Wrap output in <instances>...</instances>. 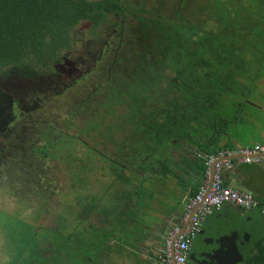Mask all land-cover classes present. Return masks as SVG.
Returning <instances> with one entry per match:
<instances>
[{
  "label": "flooded vegetation",
  "instance_id": "af4514ba",
  "mask_svg": "<svg viewBox=\"0 0 264 264\" xmlns=\"http://www.w3.org/2000/svg\"><path fill=\"white\" fill-rule=\"evenodd\" d=\"M95 1L97 2L94 11L95 15H97L96 20L94 18L81 19L79 24L86 22L88 28L83 30L78 28L77 43L73 44L68 57L72 63H66L65 67H60L58 70L56 77H60L61 88L54 89L57 81H49V85L54 89L49 92L50 95H56L58 89L69 91L80 85L82 81L102 73L107 76V81L125 77L131 78L132 82L137 81L138 78L145 80L147 73L145 71L149 69L148 65L145 64L154 56L153 54L159 52V55H163L169 50L168 46L170 47V44L183 48V45H187V38H189V45L195 51L204 49L207 56H212L213 52H216L218 57L223 58L226 56L225 46L223 43L219 45L215 41V37L221 36L224 32H230L227 24L231 20V16L235 20H239L238 16L245 13L248 18L255 19L253 24L255 28L249 29L246 32L244 30L245 24L238 21L239 31L236 32L235 38H233L240 39L243 36H247L251 39L252 30L255 31L256 35V30L260 27V23L256 21H259L258 17L261 14L260 6L264 2V0H222L218 5L216 3V6L205 9L204 7L189 6L190 0H158V4L151 7L148 6L147 0ZM247 7L248 12H246ZM192 12L198 13L192 15ZM148 13H152V16L146 17ZM130 16L136 18V21H128ZM143 17L153 22L151 31L146 26ZM165 23H176L189 34L181 35L178 32L176 34L175 30L171 32L172 27L165 33H161L160 41L157 42L158 48L155 49L153 47V35ZM143 34H145V38H143ZM168 35H170L171 40L166 39ZM179 35L185 39L179 40ZM202 40H205L204 44L201 42ZM241 46H243V43ZM258 46L259 39L256 36L254 49L256 50ZM142 53L144 55H141ZM65 58L59 61V63L64 62ZM193 64L191 74L193 102L191 104L177 106L174 103L175 100L172 101L171 98H176V101H179L180 96L177 97V94L168 85L167 81L163 80L162 84L160 83L158 87L160 90L158 92L159 95L161 94V88L168 89L171 92L164 94L168 97L163 95L159 97L165 104H161V112L156 115L159 118V122H162L157 128V136L173 133L174 137H176L175 135L181 133V125L177 126V123L187 121L190 122V134H195V130L191 132V128H194L196 125L193 115L194 117L197 116L199 106L202 107L199 98L207 100L210 97L214 76L209 67L204 70V63L199 62L196 55ZM182 66L186 67L184 65V54H182V61L175 65L178 70ZM125 72H128V74ZM162 72L165 75L171 76V70L168 68L159 71V74ZM100 85H97L91 91H95ZM25 98L23 96L19 100V103L16 104L18 115L16 117V124L11 125L13 128L16 125H23L22 123L27 119H36L30 116L31 112L29 109H25L27 105L25 103H29L24 101ZM105 117L108 116L105 115ZM101 121L102 118L99 117L95 123V129H82L78 133L75 131L78 137H80V143L70 144L68 142L66 144L65 152L74 147L79 157H65L64 159L63 155L65 152L62 155L48 156L46 179L50 178V180L47 179V182L52 185V188L49 190L48 196L44 200L45 202L32 210L36 213L35 220L38 219L41 213H44L52 223L33 228L30 235V243L26 247L27 249L25 248V255L21 252L19 257L10 259L1 251L3 258L0 264L83 263L82 259L80 260V256L82 247H87L84 245L85 243L87 244L85 241L88 240L89 245L92 247L98 236L96 234L97 230H100L103 225L108 224L109 218L114 217L113 215L112 217L109 216L111 209L109 200L113 199L109 193L114 190V184L120 179L117 174V165H120L123 169H120V172L126 175L128 180L131 181L133 177H137L138 181L141 179L143 186H146L148 183L147 186L152 187L154 183L162 182L163 172L155 168L151 169V166H149L148 170L142 171V169L147 167L144 163H148L151 156H153L150 150L147 149L148 146L145 144L140 145V152L135 155L132 154V150L128 147H115L112 140L116 138H118V142L123 139L128 140L129 135L126 134L128 130L119 128L117 127L118 125L111 129L106 124L103 126ZM2 131L5 138V133L8 129L4 128ZM102 131L105 134H102ZM190 134L187 136L188 139L183 138L181 140V137L178 138L177 147L181 146L183 150L187 151V159L194 161L198 159L197 156H200L201 153L197 151L200 149L199 145L190 139ZM96 136L101 137V140L96 138ZM87 137L91 138L92 141H96L98 143L97 147L92 146L87 141ZM82 147L84 151L80 150ZM48 162L55 163L57 171L61 163V166L67 168L66 173H61L62 177L55 176L54 178L48 170ZM195 175H197L196 170L193 171L190 178L191 184L187 185L185 190V203L193 195L197 185ZM56 179H59L61 183ZM1 180L2 176L0 177ZM101 183L105 185L104 189L99 188L98 185H101ZM102 192L106 193L104 197H102ZM90 206H92V209L89 215L87 209ZM239 208L244 211L241 207ZM128 211L133 214L135 213L132 209H128ZM154 214H157V211H154ZM38 231L41 232V236H39ZM258 242H262V240ZM89 257H87L88 260ZM86 263L84 262V264ZM187 264H193V254L190 252Z\"/></svg>",
  "mask_w": 264,
  "mask_h": 264
},
{
  "label": "trees",
  "instance_id": "16d2710c",
  "mask_svg": "<svg viewBox=\"0 0 264 264\" xmlns=\"http://www.w3.org/2000/svg\"><path fill=\"white\" fill-rule=\"evenodd\" d=\"M96 5L95 0H0V177L5 170H9L11 174L15 172L16 181L33 186L34 193L32 194H34V199L37 200L39 206L45 202L44 200H46L48 192L52 188V185L47 182V179L50 180V178L46 179L48 156L62 155L66 150V144L68 142L70 144L80 143V137L77 133L70 135L72 134L70 133L71 128H77L76 124L68 125L65 130H57L53 123L50 124L40 119H27L22 123L23 125L11 127L17 122L18 109L16 104L25 96L24 93L22 94L23 87H30L35 82H39L44 86L47 85L48 87L46 86L45 89L49 94L52 88L51 85H48V82L57 80L58 71L55 65L64 57H69L70 49L73 44L77 43L78 31L73 35V30L76 29L83 18H94L96 20L97 15L94 13ZM248 11L247 7L246 12ZM260 12L259 21H256L260 23V27L256 30L260 44L256 50L254 49L256 36L252 39V36L255 35L254 30H252L251 39L247 36L237 38L238 40L234 39V35L239 31L237 22L240 20H235L231 16V20L227 24L230 32L227 31L221 36L215 37V41L219 45L223 43L225 46L226 56L223 58L218 57L216 52H213L212 56H207L204 49L195 51L189 45V38H187V45L182 44L183 48L170 44V47L168 46L169 50L163 55L155 52L154 56L145 64L149 68L145 71L147 72L145 80H148L150 84L146 88H141L138 96L142 97L141 101L137 103L139 99L137 97L134 104L126 103L128 108L135 106L141 118L144 115H149L146 117L147 120H144V123L140 122V124L156 127V129L159 124H162L156 115L161 112V104H165V102L159 97L171 92L168 89L161 88V94L159 95L160 90L158 87L163 80L167 81L177 97L180 96L179 101H176V98H171L172 101L175 100L174 103L177 106L193 102L191 74L195 55L199 62L204 63V70L209 67L214 76V94L225 93L226 89L228 90L227 95L230 97L235 96L238 92H242L239 85L244 86L247 90L250 89L251 85L240 82L238 77H245V81L249 82L258 78L259 68L255 67L261 66V69L264 68V2L260 6ZM143 20L151 31L153 22L146 17H143ZM251 24L250 28H247L245 24L244 30L246 32L255 28L254 23ZM161 27L153 35V47L155 49L158 48L157 42L160 41L161 33H165L172 27L171 32L175 30L176 34H189L176 23H165ZM169 36H166L167 40H171ZM143 38H145V34H143ZM182 39L185 38H181L179 35V40ZM201 42L204 44L205 40ZM242 43L243 46H241ZM182 54H184V65L186 67L178 70L175 65L182 61ZM166 68L171 70V76L165 75L163 72L159 74V71ZM241 69H244V71H240ZM122 79L132 82L131 78L125 77ZM115 80L116 78L108 80L106 87L99 88L98 86L95 91L90 90L89 92L93 93L95 98L87 99L83 105L78 100L79 96L73 97L75 100L73 104L71 103L69 115L72 117L77 116L82 110L91 109L92 104L96 108L93 111L97 112L98 108L100 109L103 106V103L110 107V109L107 108L105 115L112 114V106L123 103L124 97H126L121 92L120 84H116ZM145 80L138 78L137 81ZM152 87L154 90L150 91ZM73 89L78 88L74 87L70 90ZM79 92H81L80 89L77 90V93ZM35 94L38 96L39 92L36 91ZM236 102V100L232 101L233 104ZM243 104L244 102H242ZM91 114L87 117L90 118L89 121H85V123H87V127L95 129L96 124L92 122L95 115L91 116ZM179 124L181 130L190 129L189 121L177 123V126ZM4 128L8 129L5 138L2 131ZM102 134L105 133L102 131ZM164 136L168 137L163 138ZM164 136L162 135L161 144L175 146L173 133ZM158 139L157 134L149 133L147 135L145 145L153 154L149 166L155 165L154 160L157 153L154 146L157 145ZM197 145H199V150L202 152L200 156H197L198 159L192 162L191 166L198 162L196 168L202 177L197 183L193 195L196 194L202 183V178H204L206 155L218 152V150L211 149L209 144L204 141ZM63 157L65 159V157L77 158L79 156L76 154V148L71 147ZM117 174L122 181H129L127 176L120 172L119 168H117ZM133 180H137V177H133ZM24 201H27L26 197H24ZM91 209L92 206L87 209L89 215Z\"/></svg>",
  "mask_w": 264,
  "mask_h": 264
},
{
  "label": "crops",
  "instance_id": "0c3cea01",
  "mask_svg": "<svg viewBox=\"0 0 264 264\" xmlns=\"http://www.w3.org/2000/svg\"><path fill=\"white\" fill-rule=\"evenodd\" d=\"M255 68H259L257 79L246 82L245 77H238L240 82L251 85L248 90L239 85L243 94L238 92L230 97L227 95L228 90H225V93L214 94L213 84L210 97L207 100L199 98L202 107L199 106L197 116L193 115L196 125L191 128V132L195 130V134H190L189 129L180 130L181 133L174 137L175 146L161 144L162 135L158 136V143L154 146L157 153L155 165L151 166V169L155 168L164 173L162 182L152 183L153 186L148 187V183L143 186L141 179L116 181L114 190L109 193L113 198L109 200L111 207L109 216L114 217L109 218L108 224L97 230L98 236L92 247L88 240L85 241L87 244L84 245L87 247H82L80 256L83 263L78 264L86 263L88 256H90L88 262L91 261L92 264H160L159 254L164 248L166 235L185 214L184 194L187 185L191 184L193 171H197L195 175L197 183L202 177L196 168L198 162L191 166L193 160L187 159V151L181 146L177 147L178 138L188 139L187 136L190 134L192 142L201 144L204 141L211 149L218 151L251 147L257 142L264 141V68L261 69V66ZM233 100L237 102L233 104ZM149 162L144 163L147 166L144 169L150 168ZM116 168L122 169L120 165ZM207 171L206 163L202 183L208 178ZM224 180L227 185L243 192H247L248 188L252 189L253 194L264 202V161L237 164L233 169L225 171ZM98 186L104 189L105 185L101 183ZM105 195L106 193L102 192V197ZM128 209L135 213H130ZM154 211H157V214H154ZM224 211L231 214L235 211L243 212L233 203L224 205ZM249 211L251 219L264 222V215L260 210ZM216 217L219 216L214 213L208 215L205 223ZM254 235L256 237L252 239L249 250L240 264H264V232ZM260 240L262 242H258ZM131 250L134 251L133 256H128Z\"/></svg>",
  "mask_w": 264,
  "mask_h": 264
},
{
  "label": "rangeland",
  "instance_id": "374dc122",
  "mask_svg": "<svg viewBox=\"0 0 264 264\" xmlns=\"http://www.w3.org/2000/svg\"><path fill=\"white\" fill-rule=\"evenodd\" d=\"M220 1L222 0H190L189 6L204 7L206 9L212 6H216V3L218 5ZM147 2L149 7L158 4V0H147ZM197 13L192 12V15H195ZM150 16H152V13L146 14V17ZM238 17L241 22L246 24L247 28H250V25H252L251 23L255 22L254 18H248L245 13L240 14ZM128 21L134 22L136 21V18L130 16ZM78 28H80L81 30L87 29L88 25L86 24V22H83V24H78L76 29L73 30V34L78 31ZM255 36H258V34L252 36V39ZM71 49L69 51V54L71 52ZM182 69H184V66H182ZM125 73L128 74V72ZM59 79L60 77L57 78V85L54 86V89L61 88V80ZM106 82V75H104L103 73L100 75L96 74L94 77L88 78L85 81H82L80 85L76 86L81 90V92L77 93L78 89L69 91H67L66 89L62 91L58 89L57 94L54 96L47 93V89H45L47 85L44 86L43 84H39V82L31 84L30 87L22 86V94L24 93L26 97L24 101L29 102L25 103L27 104L25 109H29V111L31 112L30 116H33L36 119H40L50 124L53 123L57 130H65L66 128H68V125L76 124V130L75 128H71L73 129L71 132L72 134H75V131L78 133L82 129H90L89 127H87V123H85V121H89L90 118L87 117L92 113L91 116L95 115L92 118V122L96 123L98 121V118L100 117L102 118L101 124L103 126L104 124H106L108 128L112 129L118 125L117 127L128 130L126 132V134L129 135L128 140L123 139L118 142V138H116L112 141L115 147H128L130 150H132V154L135 155L140 151L139 146L147 142V135L149 133H158L156 127L147 126L146 124H140V122L144 123V120H147L146 117L149 115H144V117L141 118L135 106H131L128 108V105L126 104L131 103L132 105L135 103L136 98L140 94L141 88H146L148 84H150L148 80L131 82L122 78H116L115 83L120 84L121 92L126 97H124L123 103H117L112 106L113 113L108 115L107 120L105 119V113L107 111V108L110 109V107L104 105V103L103 106L100 107V109L98 108L97 112L93 111L96 108L92 104L91 109L88 108L85 111L82 110L77 116L72 117L69 115V108L75 100L73 97L79 96L78 100L81 102V105H83L85 104L87 99L91 100L92 98H95L93 93H90L89 91L99 84H101L99 88H103L104 86H106ZM152 90H154L153 87L150 89V91ZM36 91L39 92L38 96L35 94ZM138 98L139 99L137 100V103L141 101L142 97ZM96 138L101 140V137L96 136ZM87 139V141L90 142L92 146L97 147L98 143L96 141H92V139L89 137H87ZM80 150L84 151V148L82 147L80 148ZM48 170L55 178V176L62 177L61 173H66L67 168L65 166H61L60 163L57 171L55 169V163L48 162ZM56 180L61 183L59 179ZM32 193H34L32 185L21 184L19 181L15 180V172L11 174L9 170L4 171V173L2 174V180L0 181V261L3 258L1 251L5 253L6 256L10 259L19 257L21 252H23L24 254L25 248L30 243V235L33 228H35V226L46 224L48 225L52 223V221H50L48 219V216L44 213H41V215L38 216V219L35 220L36 213L32 209L39 207V205L34 199ZM24 197H26L27 201H24ZM38 232L39 236H41V232ZM132 252L134 253V251L131 250L128 256H133ZM53 257H55V255H53Z\"/></svg>",
  "mask_w": 264,
  "mask_h": 264
},
{
  "label": "built area",
  "instance_id": "2783aa9c",
  "mask_svg": "<svg viewBox=\"0 0 264 264\" xmlns=\"http://www.w3.org/2000/svg\"><path fill=\"white\" fill-rule=\"evenodd\" d=\"M264 161V141L237 150L222 149L206 156L208 178L185 204V214L173 226L159 254L160 264H187L191 244L206 217L224 205L233 203L244 210H260L264 215V202L253 193L243 192L225 183L224 173L235 165Z\"/></svg>",
  "mask_w": 264,
  "mask_h": 264
},
{
  "label": "water",
  "instance_id": "95a60500",
  "mask_svg": "<svg viewBox=\"0 0 264 264\" xmlns=\"http://www.w3.org/2000/svg\"><path fill=\"white\" fill-rule=\"evenodd\" d=\"M66 63H72L70 58L66 57L64 62L57 63L56 70L65 67ZM246 191L253 193L250 188ZM215 212L213 213L219 217L209 223H205V219L191 244L193 264H240L249 250L252 239L256 237L254 234L264 232V222L251 219L248 215L251 212L249 210H244V213L235 211L231 214L222 207Z\"/></svg>",
  "mask_w": 264,
  "mask_h": 264
}]
</instances>
